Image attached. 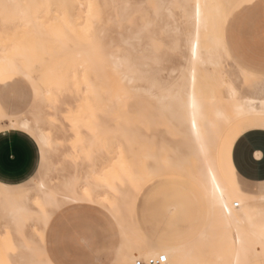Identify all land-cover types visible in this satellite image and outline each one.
I'll return each instance as SVG.
<instances>
[{
    "label": "bare ground",
    "instance_id": "bare-ground-1",
    "mask_svg": "<svg viewBox=\"0 0 264 264\" xmlns=\"http://www.w3.org/2000/svg\"><path fill=\"white\" fill-rule=\"evenodd\" d=\"M23 1H26L25 3L29 2V0ZM228 1L229 0H225L227 5L230 7L224 9L223 2H219V0H157L156 8L153 9L155 10L157 18H159L160 15L165 14L168 18L173 19V7L175 5H178L182 10L183 18L189 26L185 32L184 40L186 63L180 70L179 82L169 81L167 78L164 79L162 77L163 69L160 67L158 59L152 57L150 60L155 61L156 66L153 70L151 80L147 83V86H134L133 89L136 95L144 94L145 96L154 100L155 108L157 110L156 117L160 119V121H163V123L165 122L164 124H166L167 128L172 134L180 137L176 146L166 147L163 145L158 150V153H156L153 151L155 146L151 139H148L146 136L142 135L141 139H139L138 135H135L133 140L140 144L142 147L141 149L143 150L141 159V173H137L135 177L132 176V179L134 177L133 182L137 185V193L147 181L163 174H177L179 176L183 175L191 179L196 184L200 196L205 201V219L195 238L191 241L180 240L174 242L173 244L162 243L158 240L146 239L142 236L139 226L133 221V210L137 193H135L133 197H129V195L123 192L122 189H119L116 186H110L112 190L116 192V194H114V199H111L109 194L98 193L95 190L92 193H89L88 191L86 192L84 190V194L75 192L73 188L79 181L78 176L68 179L65 183V189L69 190L66 194H63L65 201L72 202V204L87 202L101 205L113 216L117 222L122 240L120 253L116 260L118 264H136L138 260L147 261L150 258H157L160 256L166 257V262L164 264H251L253 261L264 258V191L257 196H249L235 190L225 180L218 165L217 156L219 144L222 137L229 128L234 125H238L246 132L249 129L257 128L256 125L258 122H264V79L261 82H257L256 84L252 85L251 89H249L247 92L242 91V89L237 86V82L242 79L241 77L248 80L250 76L256 77L262 75V77H264V75L238 66L239 75L235 78L232 75H228L227 71L222 70V28L224 23L230 17L233 8V4L231 5V3ZM24 2L21 3L20 0H0V7L6 8V11H8L10 8L9 11L10 13L12 11L13 14L14 10L17 14L19 13L17 18L15 17L16 20L24 19V21L34 22L35 20L39 19L37 18L38 14H35L36 18H33L30 15L27 16V12L32 11L31 6L33 9L37 5L39 6V4H37L38 2H36V0L34 2L33 0L36 5L33 6L34 3H32L33 5L30 4L29 6L30 9L27 7L28 9L26 11H22L21 7ZM30 2H32V0ZM40 2L42 1L39 0V3ZM29 3L24 5L28 6ZM77 3L79 7L83 6L80 0H77ZM88 3L90 5H88V8L85 10L86 12L88 9L91 10L93 8H98L97 0H90V2L88 1L87 4ZM87 4H85L86 7ZM26 6L22 8L26 9ZM55 6H57V4ZM3 8H1V11L5 12ZM11 8H17V10H11ZM38 8L40 9L41 7ZM61 8L62 11L56 9L55 11H58L59 13L62 12L61 14H66L63 13V11H65L63 10L64 8ZM90 10L88 12H90ZM24 12H26V16ZM88 12L86 14L83 12L82 14L87 16H84L85 19H82L83 21L81 20L84 25V28H80L81 31H83V29L86 31V26L89 25ZM5 14L6 13H4L5 19H3V21L5 22L9 19L8 22H10L13 17L6 16L9 13L6 15ZM61 19L63 22H66V25L72 24L71 21H64L66 19L64 15H62ZM81 21H77L78 25H80V23L82 25ZM151 26L152 23L149 21L146 24V28ZM50 30L53 31V27ZM172 31H174L176 35L182 34V29L178 26L173 27ZM58 33L60 32L58 31ZM62 34L64 35V33ZM43 35L32 34L31 38H42ZM47 35H45V37L43 36V38H46ZM57 35L58 34H56L54 37L53 34L55 40L60 39ZM10 36L9 37L11 39L12 35ZM65 36H63L64 39ZM204 37H206L207 41H209L211 44L209 48L204 45ZM66 40L68 39L66 38ZM141 40L142 30L135 31L132 33V35L124 37L121 42L122 45H125L126 47V49L123 51L124 55H119L118 53L120 52L118 49L106 51L105 48H99L96 46V43H94V46L90 47L89 50H76V54H74L72 51L70 58H67L68 56H66L65 59L67 58V62H70L72 65L76 64L78 67H84L88 62L87 69L90 70V62H101V66L98 68L92 67V71L103 69L106 70L105 68H107L111 73H119L122 82L134 84L137 81H142V68L150 67V64L139 63V61L135 58V55L139 51L138 46H140ZM135 41H137V45H135ZM30 42L31 41H29V44ZM35 42L36 41H34V44ZM17 43L21 44L23 42ZM17 43L15 44L16 47H14L16 50L18 47H20L17 46ZM24 43L26 42L24 41ZM27 44L28 43H26V45ZM36 45L37 47L39 45L43 46L42 41L36 42ZM42 46H39V49H36L39 51L40 48L45 47V45L43 47ZM64 46L65 44L62 46V51L64 50L65 52ZM3 47L5 50L1 52L3 54H0V77L10 74L16 76L21 75L25 77L31 84L34 95L33 97H35L34 99L36 102H42L47 98L55 97V87L57 86V83L45 82L43 85L39 79L35 77V74L39 71L38 68L40 67L36 64H31V61L33 62L34 60L29 59L30 55L28 58L24 57V55L20 58L11 57L13 53L10 52L11 55H9L7 53L8 50H6V45ZM21 47L24 48L23 45ZM51 47L55 48V46ZM67 47L68 46L66 45V48ZM45 50L46 49L43 50L44 53L46 52ZM11 51L14 50L12 49ZM56 52L57 50L53 51L55 54ZM57 54L55 55L56 58L61 56V54L58 56ZM91 54L92 56L90 58L89 56ZM25 56H28V52ZM33 56H37V54L34 53ZM35 58L33 57V59ZM40 60V62L43 61L42 58ZM66 61L64 60L61 63L59 62L61 65L59 64L58 66L56 64L55 67H62L63 63H66ZM44 62L46 61H43L42 63ZM44 68L46 67H41V69ZM104 70L102 71L103 73H105ZM47 71H49L51 75L57 76L55 75V72L54 74L51 73L52 71H55V69H47ZM175 71V69L172 70L173 73H175ZM106 73H108L107 70ZM105 76L107 75L105 74ZM114 76L113 80L116 78ZM81 77L83 76L81 75ZM59 78L62 79L63 77L60 75ZM83 80L87 85L89 92L93 95L92 98L99 106L97 109L103 113L110 111L111 107L109 105L101 106L105 103L101 96L102 90H104L103 86H101V83L89 80L86 75L83 77ZM117 84H119L118 81ZM88 99L89 98L84 100V103L86 102L87 106ZM35 100L33 101L32 105L30 104V113L32 111L36 112L34 119L30 118L29 115H27L24 111L0 109V133L10 129L21 130L27 133L40 147V166L43 167L49 161V154L57 153L60 147H63V143L67 140H56L51 137L47 130L41 127L40 117L46 119L56 118V120H58L57 116L59 115V112L57 113L56 111L54 114H47L44 108L39 106L38 103L33 106ZM117 100V102H120L119 96ZM83 105H80L81 107L77 110H75V108H70L67 113L65 112L67 114L65 119L70 122L75 139L70 143V148L72 151L71 154H83L84 157L86 156V165L89 167V170L91 169V172L98 174L100 171L106 168L107 165L98 170L97 168L99 167V164L93 158L96 156L95 154L105 153V150L109 146V139L105 135V123L99 121V118L96 115V110L94 109V111L90 112V114L88 113L89 115L86 116L84 114L85 110L82 111ZM137 112L139 113L138 110ZM122 116L123 115H121V117ZM131 117L129 116L130 120ZM143 120L144 121L141 122L145 123L146 118ZM76 121H81V124L83 122L86 124V126H89L92 129V132H90L92 135L90 137H83L82 133L78 129ZM158 124H160V122ZM124 131L122 132L123 136L125 134ZM256 132H251V135L254 133L256 134ZM249 134L250 133H248V135ZM125 137L126 136H124V138ZM132 137L133 136H131V139ZM251 138H253V136ZM126 139L129 138L126 137ZM125 143H127V141ZM164 150H168L169 153H164ZM119 152L121 153V151ZM120 153L118 155H120ZM138 153L137 156L141 157V155ZM135 158L137 159V157ZM135 158H133V160ZM132 175H134V173H132ZM88 177L89 175L85 177V179H88ZM99 178L100 177H98V179L96 178V181L99 180ZM107 180L105 181L107 182ZM109 182H107V184ZM25 184L11 186L0 183V217L5 220L7 225H13L17 229L21 227L22 223H25L24 220H26L25 218L27 215H32V211L29 207L32 199H35L34 201L37 202H42L44 206L52 205L54 206L52 211H46L45 209L42 210L44 216L42 220L44 230L43 235H45L55 212L60 210L56 198L59 190L51 188L47 179L40 180L37 183L35 190H32ZM96 187L97 186H95V188ZM176 211L177 208L175 206L170 209V213H174ZM67 217L68 216H65V218ZM53 235L54 233L51 236ZM62 237L63 235L61 238ZM1 239L2 237L0 240ZM30 241L31 239L29 240V243ZM61 245L63 244L60 243V246H58L62 247ZM19 247L21 249L28 250L32 248L26 246L25 242H20ZM41 251L44 255V264H54L48 256L45 242L41 247ZM1 253L2 252L0 251V254ZM3 262L6 264V261Z\"/></svg>",
    "mask_w": 264,
    "mask_h": 264
},
{
    "label": "rangeland",
    "instance_id": "rangeland-1",
    "mask_svg": "<svg viewBox=\"0 0 264 264\" xmlns=\"http://www.w3.org/2000/svg\"><path fill=\"white\" fill-rule=\"evenodd\" d=\"M20 1L21 3L24 2L23 0ZM30 1L31 0H29V2ZM40 1L42 2L39 3V0H36V2H38L37 4H39V6H37L41 7L42 9H39L37 6L36 7L39 10L36 7L33 9V7L31 6L32 11H29L30 13L27 12L28 15L26 14V12H24L25 16L30 15L33 18H36L35 14H38L37 18L39 19L35 20L34 22L24 21V19L16 20L19 13L17 14L14 9L17 10V8H11V10H14L13 14L12 11L10 13V8L8 12L5 10L6 8L0 7V17H3L0 18V38L3 37V40L0 39V41L2 40V44L0 42V54H3L1 52L5 50L3 46L6 45V50H8L7 53L9 55L13 53L11 57L20 58L24 55V57L28 58L30 55L29 59L34 60L33 62L31 61V64H36L40 67L38 68L39 71L36 72L35 77L39 79V81L43 85L45 82L57 83V86L55 87V97L47 98L42 102H36V100L34 99L35 97H33L34 95L29 80L21 75L16 76L10 74L2 76L0 77V102L3 103V106L5 108H3L0 103V109L5 110L6 108H9V110L12 111H24L27 115H29L30 118L34 119L36 112L32 111L30 113V107L35 100L33 106L38 103L39 106L44 108L47 114H54L56 111L57 113L59 112V115L57 116L58 120H56V118L46 119L40 117L41 127L47 130L52 138L61 141L67 140L63 143V147H60L57 153L49 154V161L43 167L40 166V170L38 171L36 176L25 185L32 190H35V187L40 180L47 179L51 188L59 190L56 198L60 209L72 204V202L64 200L63 194H66L69 191L68 189H65V183L67 182V180L76 176L79 177V181L77 182V184H75L73 190L79 194H84V190L86 192L88 191L89 193H92L95 190L98 193H107L109 194V197L111 199H114V194H116V192L112 190L110 186H116L117 188L122 189L123 192L127 193L129 197H133L135 193H137V185L133 182V179L137 175V173H141V159L143 154L141 145L133 140L135 135L137 134L139 139H141V135L146 136V138L148 139H151L152 143L155 146L153 151H155L156 153H158V150L163 145L166 147L176 146L178 140L180 139L179 136L174 135L170 132L166 124H164L165 122L163 123V121H160V119L156 117L157 110L155 108L154 100L150 99L144 94L136 95L133 89L134 86H147V83L151 80L153 70L156 66L155 61L150 60V58L152 57L158 59V63L163 69L162 77L164 79L167 78V80L169 81L179 82L180 70L186 63V50L184 49V40L185 32L189 27L183 18L182 10L178 5H175L173 7V19L168 18L165 14H162L159 18H157L155 10H153L156 8L157 0H97L98 8H93L91 10L88 9V11L90 10V12L87 11L89 16V25L86 26V32L84 29L83 31H81L80 28H84L82 19H85L87 15L85 16L82 14L83 12L84 14L87 13L85 10L88 8V5H90L89 3L87 4L88 1L90 2V0H80L83 5L82 7L78 6L77 0H46L47 3L45 2V0ZM25 2L24 4L26 5L27 3H29ZM34 2L32 0V2H30L28 6L22 4L23 8L26 6V9H23L21 7L22 11H26L28 9L27 7H29L30 4L33 5L32 3ZM219 2H223L224 9L230 7L227 5L225 0H219ZM228 2H230L231 5L233 4L232 7H235L239 5L240 0H229ZM68 3L71 4L69 5ZM56 4L57 6H55ZM85 4H87V7ZM35 5L36 3H34L33 6ZM58 6L63 7V10H65L63 11V13L66 14H61L62 12L59 13L58 11H55V9L62 11V8H59ZM1 8H3L5 12H2ZM4 13H9L10 15H5L13 17V19L10 22H8L9 19L4 22ZM62 15H64L66 18L64 21H71L72 24L66 25V22H63L62 20L64 18L61 19ZM77 21H81L83 26L79 22L81 25L80 27ZM149 21H151L152 26L146 28V24ZM177 26L181 27L182 34L176 35L174 31H172L173 27ZM52 27L53 31L50 30ZM141 30L142 40L140 42V46H138L139 51L135 55V58L139 61V63L150 64V67L142 68V81H137L134 84H127L125 82H122L119 73H111L107 68L105 69L108 71L109 75L104 69L103 70L105 73L102 72L103 70L92 71V67L98 68L99 66H101V62H90V70L87 69L88 62L84 67H78L76 64L72 65L70 62L66 61L67 58H70L72 51L74 52V54H76V50L87 51L90 49V47L94 46V43H96V46L99 48H105L106 51L118 49L120 52L118 54L124 55L123 51L126 49V47L121 43L123 38L132 35V33L135 31ZM58 31L60 33H58ZM55 33L58 34L57 36L60 39L55 40ZM62 33H64V35ZM32 34H45L47 36L46 38H43V36L45 37V35H43L42 38H31ZM10 35H12L13 39H10ZM63 36H65V39L63 38ZM66 38L68 40H66ZM204 38V45L209 48L211 44L209 41H207L206 37ZM24 41L28 44L29 41L31 42L29 45H26ZM34 41H42V44L43 46L45 45V47H43L42 45L39 46H42L44 49H46V54L44 53L43 48H40V50L42 49L41 51L39 50L40 52L36 49H39V46L37 47L36 42L34 44ZM17 42L23 43L19 44ZM136 42L137 41H135V45H137ZM6 43H8L9 45ZM16 43L17 46H20L18 47L19 49L17 48V50L14 48L16 47ZM62 43L65 44V52L64 50L62 51ZM22 45L25 49L21 47ZM30 45H33L34 47ZM66 45L68 46L67 48ZM11 46L14 51H11ZM51 46H55V48H52ZM25 50L26 54L28 52V56H25ZM54 50H57V56L59 54H61V56L56 58V54L53 53ZM34 53H36L37 56H33ZM66 56L68 57L65 59ZM91 56L92 54L89 57L91 58ZM33 57L36 58L33 59ZM221 57L223 60L222 70L227 71L228 75H232L236 78L239 75V68L227 55L224 47L221 53ZM41 58L43 61H48L47 63L44 62L46 65L42 63L43 61L40 62ZM64 60L66 61V63H63L62 67H58L59 64ZM56 64L58 66L55 67ZM41 67L46 68L41 69ZM47 69H55V71H52L51 73L54 74L55 72V75L57 76L51 75L49 71H47ZM173 69L176 70L175 73L172 72ZM71 72L73 75L71 74ZM105 74L107 76H105ZM113 74L116 76H114ZM60 75L63 77L62 79L59 78ZM81 75L83 77L86 75L89 80L93 82L95 81L101 83V86H103L104 88V90H102L101 96L105 102L101 106L109 105L111 107L110 111L103 113L97 109L99 106L92 98L93 95L89 92V89L84 83L83 77H81ZM96 76L100 78H97ZM113 76L116 77L114 80ZM241 78L242 79L237 82V86L244 92H247L249 89H251L252 85L256 84L257 82L259 83L264 79L262 75L256 77L250 76L248 80L244 79L243 77ZM117 81L119 84H117ZM117 95L120 98V102H117ZM87 98H89L87 101L88 106L86 102V104L84 103V100H87ZM80 105H83L82 111L85 110L84 114L86 116H88L90 112L94 111L95 109L99 121L105 123V135L109 139V146L105 150L104 154H95L96 156L93 159H95L99 164V167L97 168L98 170L103 168L105 165H107V167L100 171V173L98 174H94L93 172H91V169L89 170V167L86 165V156L84 157L83 154H71L72 151L70 148V143L75 139L73 136L71 124L65 119V116L67 115L66 113L68 110H70V108H75V110H77L81 107ZM137 110L139 111V113L137 112ZM121 115L123 116L121 117ZM129 116L131 117V120L129 119ZM145 118V123L141 122L144 121L143 119ZM158 120L160 124H158ZM263 123L258 122L256 127L264 128ZM76 124L83 137H90L92 135L90 133L92 132V129L89 126H86L85 123L82 122V124H85L82 125L81 121H76ZM123 131L125 133L124 136L128 137L129 139H126V137L124 138V136L122 135ZM131 136H133L132 139ZM128 140H130L131 142ZM126 141L127 143H125ZM38 148L40 151L39 146ZM119 151H121V153ZM118 152L120 153V155H118ZM163 152L167 154L169 153L168 150H164ZM137 153L140 154L141 157L137 156ZM134 155L135 157H137V159L134 157ZM133 158L135 159L133 160ZM132 173H134V175H132ZM88 175V179H85V177H87ZM163 175L147 181L139 189L133 210V221L137 225L140 221L142 227L141 233L142 236L146 239H157L161 235L166 237L172 231H174L175 228H178L175 241L182 240L183 232L181 228H183V225H185L183 224L184 222H182L183 219L189 218V221L194 220L197 224L203 223L205 219V201L200 196L196 184L188 177L183 175L179 176L177 174ZM132 176H134L133 179ZM98 177H102L103 179L99 178V180L96 181V178L98 179ZM105 180H107V182H109L110 184L108 183V185ZM95 186L97 187L95 188ZM260 187L261 186H252L251 190L253 192L259 191ZM263 191L264 183L263 190H261L260 194ZM34 200L35 199H32L29 204L32 215L26 216V220H24L25 223H22L21 227L17 228L18 230L13 225H7L5 220L0 217V238L2 237V239L0 240V249L4 251L3 252L2 250H0L2 252L0 254V263H4L3 261H6V264H44V255L41 251V247L44 245V242L46 245V241L45 235H43L44 230L42 220L44 216L42 210L45 209L46 211H52L54 209V206H44L42 202H37ZM98 206L102 207L101 205ZM174 206L177 208V215L169 213V210ZM102 208L106 210L104 207ZM174 217H178L181 221H176ZM20 229L23 230L21 231ZM30 239L31 241L29 243ZM20 242H25L26 246L32 248L30 250L21 249L19 247ZM263 260L264 259L253 261L251 262V264H262ZM114 264H118L117 261Z\"/></svg>",
    "mask_w": 264,
    "mask_h": 264
},
{
    "label": "crops",
    "instance_id": "crops-1",
    "mask_svg": "<svg viewBox=\"0 0 264 264\" xmlns=\"http://www.w3.org/2000/svg\"><path fill=\"white\" fill-rule=\"evenodd\" d=\"M222 37L225 52L234 64L264 75V0H240L223 25ZM254 131L258 133L251 135ZM263 145L264 128L245 132L234 125L222 137L218 165L225 180L235 190L249 196H257L263 190ZM40 161L38 145L27 133L15 129L0 133V183L17 186L29 182L38 173ZM252 186L261 187L253 192ZM176 212L173 214L177 215ZM182 222L185 224L181 228L182 241L193 240L203 223L197 224L189 218ZM138 226L142 232L140 221ZM177 229L166 237L161 235L152 240L167 244L180 241H175ZM53 233L55 236H51ZM45 241L48 256L54 264H114L122 243L113 216L102 207L87 202L73 203L56 211L46 230ZM60 243L62 247H59Z\"/></svg>",
    "mask_w": 264,
    "mask_h": 264
},
{
    "label": "built area",
    "instance_id": "built-area-1",
    "mask_svg": "<svg viewBox=\"0 0 264 264\" xmlns=\"http://www.w3.org/2000/svg\"><path fill=\"white\" fill-rule=\"evenodd\" d=\"M166 262L165 256H160L157 258H150L147 261L138 260L136 264H164Z\"/></svg>",
    "mask_w": 264,
    "mask_h": 264
},
{
    "label": "snow or ice",
    "instance_id": "snow-or-ice-1",
    "mask_svg": "<svg viewBox=\"0 0 264 264\" xmlns=\"http://www.w3.org/2000/svg\"><path fill=\"white\" fill-rule=\"evenodd\" d=\"M42 155H43V153H42Z\"/></svg>",
    "mask_w": 264,
    "mask_h": 264
}]
</instances>
